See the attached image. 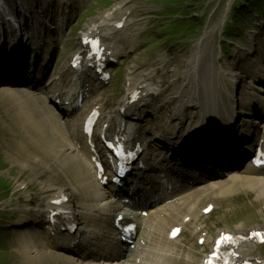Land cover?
I'll return each mask as SVG.
<instances>
[{"label": "rangeland", "instance_id": "obj_1", "mask_svg": "<svg viewBox=\"0 0 264 264\" xmlns=\"http://www.w3.org/2000/svg\"><path fill=\"white\" fill-rule=\"evenodd\" d=\"M176 1L183 10L188 12L189 19L193 20L196 25L192 33L185 29L184 31L188 35H181L182 38L180 36V39L184 42L191 41L188 46L187 57L182 55L181 51L174 59L162 62L155 59L154 55H152V58L150 57V52L153 54L156 52L150 49L151 35L145 33L149 25L147 22L153 16V11L158 7L156 4H151L152 0H16L12 5L8 1L2 0V3L7 7L14 6L12 9L6 8L8 11L20 12L24 7L29 8V11L37 8L36 22L46 26L51 33L50 37L44 40L45 44L43 46L44 49L52 48L51 57L53 59L50 62V69L40 71L39 64L42 63H38V75L42 73L44 77L28 87L18 88L1 85L6 80H0V180L6 182V185L11 184L9 194L7 193L8 188L2 187L0 189V216H12L8 221L7 219L4 220L3 227L5 230L0 229V264L55 263L54 261L46 263L44 259L42 261L37 259L39 256L45 255H57L64 260L78 261L81 254L76 255L74 251H71V254L62 252L60 242L55 243L53 241L56 233L61 234L62 229L66 228L67 224L63 225L62 222L67 220L69 206L78 209V213L74 214V222L82 231L88 232L87 225H89L92 232L95 233L101 225L100 213L102 208L111 197L115 199L117 193H113L109 186L101 187L100 184L95 182L92 165L88 160V158L91 159L89 154L91 151L85 146L84 137L81 134V124L93 106H98L102 111L99 120L100 126H108L110 132L114 120L119 117V103L117 102L126 99V92L131 90H136V95L130 100L127 99L125 103L132 102L135 97L140 99V96H138L140 92L149 90L146 86L150 83V74H157L159 81L163 82L168 80L170 74L184 68L186 60L190 63L197 50L199 40L208 31L207 28L210 24H213L216 14H222L221 23H224L228 18L232 5L234 3L240 5L238 11L241 25L238 30L231 32L229 38L236 40L239 45L244 47L249 44L246 36L250 35V25L253 27L254 24L264 19V2L262 0H252L251 2L250 10L258 11L263 16L262 19L253 20L255 21L254 24L250 23L251 15L243 18V13L246 10L245 0ZM45 9L50 10V12H43ZM250 10L249 13H251ZM179 15H183V13H179ZM124 16H127L128 25L125 21L124 30L114 39V41H118V44H114L115 47L112 50L111 47L109 49L107 47V55L115 53L114 56L118 58L117 64L111 66L108 70L114 71L112 80L116 78L119 80L125 64V66H132L136 70V76L125 79L123 84L122 81H117L119 89H114L113 95H106L102 90L112 84L109 73L108 79L104 82H101L100 79L95 82V80L87 78L85 85L89 94L87 99L82 102L81 108L72 111L70 114L59 112L57 106L49 101L51 95L57 90L53 87L58 86V84L52 83L53 80L57 79L64 68L66 79L74 71H83L86 66L78 70L71 69L70 62L75 53L85 52L82 45L91 36L93 26H97L103 20L108 22V25L110 20ZM2 17L1 14L0 19ZM108 19L110 20L108 21ZM21 22L24 23L25 21ZM244 27L246 28L244 29ZM8 29L11 32L13 31L11 26H8ZM243 29L246 34L243 33ZM82 35H84L83 39ZM26 37H28V34L24 31V39ZM43 37L40 33L37 39L41 40ZM250 38L257 42V46L261 48V40L258 41V38L249 36ZM3 39L12 49L11 43L13 40L18 39L20 42L22 38L13 35L11 37L2 35ZM1 45L0 42V47ZM215 45L212 41L211 49L206 50V52L212 53ZM144 46L146 48H143ZM120 50L124 52V55L118 56L116 54ZM128 50L131 51L127 52ZM105 52L102 54H105ZM95 55L96 53L93 54L94 57H96ZM237 56L238 53L232 59V63H229L230 68H232L230 73L244 72V84H247L248 79L251 77L252 86L250 92L236 95V99L241 103V116L235 122L237 126L234 127V133L241 136L243 135L242 129L246 127V124H249L244 115L251 114L260 103L264 105V55L259 60L257 58H245L235 66L233 64ZM92 62L91 60L88 64ZM241 69L243 72L240 71ZM213 71L216 72V70ZM199 72L201 71L199 70L196 73ZM183 73V71H180L177 75V78L182 82L185 81ZM14 78L16 81L26 78L33 79L32 73L26 75L23 73L22 75L18 72L14 74ZM42 80L44 81L42 85L44 93L38 94L33 88L36 87L37 82ZM155 80L157 81L158 78ZM177 86L178 84L174 85L171 90L175 91ZM157 98L158 96L151 91L147 93L145 97L147 103L151 99L154 103L146 104L141 110L147 106L152 107V110L139 118L140 120H146V122L136 125V129L139 134L138 139H142L141 148L147 149L145 154L148 163L156 161L162 164L165 161V154L163 150L157 148V145H159L158 142H164L169 138L164 135L171 132L173 127L172 118L175 117L176 109L173 111L161 109ZM114 103L118 105H113ZM79 112L81 116L76 127V137H73L70 121ZM163 114H168L169 118L165 129L160 132L155 127V117ZM55 118L59 122L70 124V126H67L66 131L61 129L58 122L53 121ZM121 118L126 122L127 119L133 118V116L127 114ZM136 118L134 117V119ZM195 122H198V120L196 119ZM261 123H264V117ZM262 133L264 134V126L260 125L255 133V138L249 144L254 143L256 137L261 136ZM152 135L155 136L152 137ZM152 138H154L152 142L148 143ZM155 138L156 141H154ZM95 141H99L98 136H96ZM77 144L84 153V157L74 150ZM249 144L243 146L247 151H250ZM96 149L99 150V155H103L100 146H97ZM251 153L253 154V152ZM100 159L104 161L102 156ZM245 189V187H237L228 197L242 194L246 202L255 198L256 203L253 206H246V210L252 214L251 218L242 216L238 221L240 224L246 223L247 226L257 225L261 220L257 217V214L264 221V196L258 199L257 192L249 189L244 191ZM60 193L67 197L68 202L63 204L65 208L62 211L61 219L54 225V221L49 217L51 212L47 209V204L50 203L53 206L62 204ZM215 193V188L208 184L201 187L193 199L175 201L174 205L185 207L186 212H190L197 218L194 231L197 225L202 224V231L207 233L206 238L202 237V232H196V234L184 233V236L191 241L190 244L182 243V250L187 254L185 264H200L201 256L198 253L210 252L215 244V237L209 230L204 218V207L211 203ZM214 200L218 203L217 207L220 206V201L218 199ZM196 205L198 207L193 209ZM120 206L122 205L120 204ZM10 212L11 214H9ZM130 212L131 209H128L124 213ZM230 213H223L225 217L229 216L227 219L229 222L231 219ZM115 215L118 216V212ZM214 219H219L217 214ZM214 219L212 218V221ZM227 221L222 222V225L225 226ZM250 252L252 250L242 248L238 251V254L244 257ZM82 262L85 263V259Z\"/></svg>", "mask_w": 264, "mask_h": 264}, {"label": "bare ground", "instance_id": "obj_2", "mask_svg": "<svg viewBox=\"0 0 264 264\" xmlns=\"http://www.w3.org/2000/svg\"><path fill=\"white\" fill-rule=\"evenodd\" d=\"M1 1V4H0V7L1 8H11V7H14V6H11V7H7L5 4L2 3V0ZM9 2V4L12 5V1L10 0H6ZM16 1V0H15ZM14 1V2H15ZM222 14H216L215 16V20H214V23L212 24V26H209L207 29L208 31L211 32L212 35H216L219 30H220V26H222ZM111 23V22H110ZM128 23V21H127ZM99 26H105L106 25V22L105 20H103V22H100L98 24ZM96 27L92 28V32H91V36L93 34V32L97 29H95ZM99 28V27H98ZM263 31L259 32V34H262L264 33V28L262 29ZM122 31V30H121ZM119 31L117 33V35L121 32ZM109 28H108V25L106 27V29L102 30L101 33H100V36H105L107 37V35L109 34ZM2 35H7L9 37H11L13 34L11 31H9L8 29V24H7V21L5 20H1L0 22V42L2 43L1 46H5V45H9V44H6V42L4 41V39L2 40ZM84 36V35H83ZM208 36V34L206 35ZM100 40V39H99ZM210 40V38H205L203 37L200 42L203 44V45H198V48L203 50L205 52V55L208 56L209 54L206 53V50H210L211 47H212V43L210 45H207L208 41ZM262 42V45L264 44V40H261ZM241 46V50L239 51V54H242L244 53V50H250L252 49V51L254 50L255 47H257V42H249V44L247 46ZM131 50H128L127 52H130ZM9 53H13V51H9ZM120 54V52H119ZM124 55V52H121V56ZM209 57V56H208ZM11 58H9L10 60ZM87 67H85V69L83 71L86 70ZM155 68V67H153ZM216 70V71H220L221 68L220 66H214L210 63L207 64V66H201L197 63H194V70H196L198 72V70L200 71H206V70ZM241 72H243V70L241 69L240 70ZM66 71H63L59 76H58V80H56L55 82L53 83H58V86H55L54 88H57V90L51 95L49 101L53 102V104L55 106L58 107V111H64L65 113H68V110L66 109V105L69 104L71 101H72V96L74 95V93L79 89V88H82L83 89V95L85 96L87 90H86V81H87V78H84L83 80V83L81 84V86H79V80L82 78V76H85L86 74H84L85 72L83 73H80L79 76L78 74H75L73 79H66L64 77ZM200 73V72H199ZM128 74H131L130 72ZM199 76V74H198ZM159 76H157V74H150L149 75V78L152 79V80H155L157 79ZM169 84V80H165L163 82H161L160 84V87H164V86H167ZM177 84V82H176ZM41 84H38L37 85V92L39 94H42L43 91L40 89L41 87ZM152 91V89L148 90V91H141L140 94L138 96H140V99L138 98H134V100L131 102H128V111L123 114L121 117H125L127 114H132L133 117H135V113L134 111L137 110V107L145 100V97L147 95V93ZM136 95L135 92L131 93L129 96H128V100H130L132 97H134ZM71 105V104H69ZM178 110V109H177ZM77 120H78V117H76L72 123V135L73 136H76V132H75V128H76V123H77ZM130 119H127V121H129ZM54 122H58L61 129H63L64 131H66L67 129V124L66 123H63V122H59L56 118L53 119ZM121 121L123 122L124 119L121 118ZM126 121V122H127ZM132 124V123H130ZM176 124H178V121L176 122ZM216 129V127L214 128ZM133 134V133H132ZM170 138V137H169ZM255 141L257 143H260L261 141H264V134H261V136L259 137H256ZM181 146H178L177 148H180ZM202 149V147H201ZM146 164H150L148 162L145 161ZM152 164V163H151ZM252 164V163H251ZM249 164V167L250 169L245 171L244 173H238L235 175V180L239 179L241 181H244V182H247V183H260V189L261 191H264V165H260V166H255V165H251ZM97 165V164H95ZM95 165H93V168H95ZM220 165H223V164H220ZM139 166H141V163L139 164ZM151 168H153V166L150 167L149 170V173L150 175H144L145 179H147V181H150L151 178H154L156 179L155 177V173H153L151 170ZM254 169L255 171L254 172H251V169ZM96 169V168H95ZM159 173H162V170L161 168L158 169ZM142 174V172H140ZM230 174H232V171L228 174H225V176H229ZM234 177L232 175L229 176V178L225 179L223 182L220 183V186L221 188L224 189V191H228L229 189H231L234 185ZM174 180H172L173 182ZM161 188L166 192V194L169 196V200H168V206H171L175 200H191L193 197H194V193L197 192L198 189H195V188H190V187H179V186H172V185H169L165 182L161 183ZM134 188H139V191L142 192L143 191V194L144 193H147L148 190H149V187H142V186H139L138 184H135L134 185ZM160 188H158L159 190ZM162 189L158 192V194L161 196L162 195ZM137 191V192H139ZM118 195V194H117ZM140 195V193L138 194V196ZM133 195L130 196V198H132ZM111 201L107 202L106 203V206H109V209L110 210H114V211H117L119 212L120 214L118 216H116L114 218V221L113 223H117V221L120 220L119 216L121 215H126L124 212L126 209H129L131 204H128L127 203H124V202H120L123 204V208L121 209L120 207H117V206H114L112 205V203L114 202L112 200V198L110 199ZM132 200L130 199V202ZM217 202L215 200H212L210 204L206 205L204 207V210L207 209V208H210V207H215L217 206ZM196 207H198V205L194 206L193 209H195ZM75 210L72 209V212H74ZM72 212H70V217H72ZM105 216H108L107 214H105ZM190 216L192 218H194L195 220L197 219L195 216H193L192 214H190ZM12 218V216L8 219L10 220ZM101 219V223H104V222H110L112 221L113 219H108V217H100ZM126 220H128L130 222V227L128 228H125L124 230H127L129 231V233L127 234V236L124 235V233L120 232L119 229H118V226H115V232L116 234H118V239H115V238H112V234L115 235L114 233V230L112 228V226L110 225H107L105 227V230H106V234H107V241H108V244L106 245H100V254H104L106 251L109 255V252L111 251V249L113 250V253H112V257H111V260L109 263L107 264H171V260L166 257V256H158L159 257V260L161 263H155V262H150L149 260H147V257H146V254L140 252L141 251V246L140 245H137V252H134L129 258L127 259H123L121 256L123 255V252L120 250V248L122 246H124L125 244V240L128 238H131V237H134L136 235V231H137V227H138V219H135V218H132V219H128V218H125ZM124 226V224H123ZM201 226H198V228L196 229V231H200L201 230ZM97 233V232H96ZM160 232L159 231H154L152 230L151 231V235H154V234H159ZM122 235V237L119 236ZM92 235V233H91ZM58 240H61L62 244H65L64 246H70L74 241H76V236H73L71 238H66L64 237L62 234H60L58 236ZM117 240V242H116ZM107 255V256H108ZM106 256V257H107ZM105 257V258H106ZM104 258V259H105ZM110 258V257H109ZM38 260L42 261L43 259L45 260L46 263H49L51 261H54L55 263L54 264H85L82 262V260L80 259L79 261H69V260H64L62 259L61 257L57 256V255H45V256H39L37 258ZM104 259L100 262V264H105L104 263ZM89 263H93V260H89L88 261Z\"/></svg>", "mask_w": 264, "mask_h": 264}, {"label": "trees", "instance_id": "obj_3", "mask_svg": "<svg viewBox=\"0 0 264 264\" xmlns=\"http://www.w3.org/2000/svg\"><path fill=\"white\" fill-rule=\"evenodd\" d=\"M192 33V32H191ZM2 187H5V188H8V192L10 193V191H11V189L9 188L10 187V184H8V185H6V182H4V181H2V180H0V189L2 188ZM7 192V193H8ZM9 214H11V212L9 213ZM8 214V215H9ZM11 217V215L10 216H7V217H2V216H0V229H2V227H3V225H4V220L5 219H9V218ZM3 230V229H2Z\"/></svg>", "mask_w": 264, "mask_h": 264}, {"label": "snow or ice", "instance_id": "obj_4", "mask_svg": "<svg viewBox=\"0 0 264 264\" xmlns=\"http://www.w3.org/2000/svg\"><path fill=\"white\" fill-rule=\"evenodd\" d=\"M177 231H178V230H177ZM173 234H175V232H174ZM229 239H231V238L228 237V236H223V237H222V240H225V241H226V240H229Z\"/></svg>", "mask_w": 264, "mask_h": 264}]
</instances>
